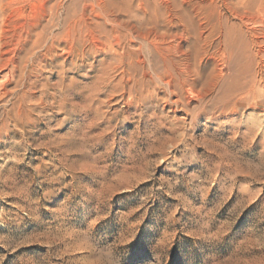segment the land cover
Masks as SVG:
<instances>
[{"label":"rangeland","instance_id":"1","mask_svg":"<svg viewBox=\"0 0 264 264\" xmlns=\"http://www.w3.org/2000/svg\"><path fill=\"white\" fill-rule=\"evenodd\" d=\"M252 29L264 0H0V264H264V102L220 113Z\"/></svg>","mask_w":264,"mask_h":264},{"label":"bare ground","instance_id":"2","mask_svg":"<svg viewBox=\"0 0 264 264\" xmlns=\"http://www.w3.org/2000/svg\"><path fill=\"white\" fill-rule=\"evenodd\" d=\"M140 7V12L144 16H140L138 20L146 19L148 21H152L153 15L157 12V8L149 4H143ZM58 8L61 9L62 6L60 4H56L55 8L52 6V11L50 14L51 19H53L55 16L54 10H57ZM186 15L187 14L185 12H182L180 14V19L185 22L187 21V24L191 26L190 20L188 17L186 18ZM249 37L250 38H246L240 31L235 34H231L227 31L225 33V46L229 50V52L235 56V60L238 63H241V69L234 70L231 76L227 80H223L222 82V95L220 97L223 100V104L220 113L222 112L223 115H235L238 113L240 107L246 105H250L252 108H259L262 105L261 102H264V86L261 84L262 74H264V30H262L261 32H256V29H252ZM73 39V45L71 47L75 58V37ZM59 41V39H53V42L59 43ZM144 50H146V47L143 44H140L135 51V54L138 55V58L140 56V53L144 52ZM73 55L71 54V56ZM254 62H256V71L252 72L251 67ZM6 65L8 64L6 63L5 66ZM75 65V60H73L72 66ZM242 78H245L246 80L243 82L241 81ZM160 80L163 81L161 79V76ZM19 82L20 81L18 79H15L12 69H10L9 74L7 75L6 84L3 86V89L0 90V99L3 98V96H5L6 94H12L15 92L14 88L6 89V86H8L9 84L12 85V83H15L16 86L19 84ZM165 82L167 84L170 83L169 81ZM233 91L238 92V95L235 100L229 101L228 96Z\"/></svg>","mask_w":264,"mask_h":264}]
</instances>
